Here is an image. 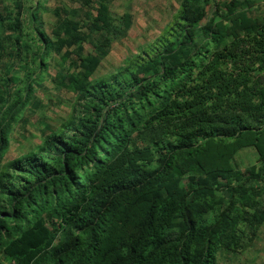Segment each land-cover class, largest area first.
Wrapping results in <instances>:
<instances>
[{"label": "trees", "instance_id": "trees-1", "mask_svg": "<svg viewBox=\"0 0 264 264\" xmlns=\"http://www.w3.org/2000/svg\"><path fill=\"white\" fill-rule=\"evenodd\" d=\"M42 1L0 0V264H217L249 247L264 224V0H181L100 78L131 16L67 0L47 33ZM51 59L70 112L4 161Z\"/></svg>", "mask_w": 264, "mask_h": 264}, {"label": "rangeland", "instance_id": "rangeland-1", "mask_svg": "<svg viewBox=\"0 0 264 264\" xmlns=\"http://www.w3.org/2000/svg\"><path fill=\"white\" fill-rule=\"evenodd\" d=\"M181 0H115L110 9L115 15L127 13L131 16V27L111 48L109 55L102 60L94 78H100L122 66V61L130 54L135 55L146 44L153 42L167 26L175 14ZM43 19L47 33L53 21L51 11L56 6H75L67 0H43ZM30 5V4H29ZM264 15V5L256 12ZM57 65L51 59L48 73L35 89L37 104L27 108L19 118L11 133L10 146L4 161L21 156L38 146L42 136L43 122L50 127H57L70 112L75 95L62 87L56 80ZM239 155V156H238ZM240 168L244 170L255 161L252 149H245L238 154ZM217 264H264V224L259 229L258 238L249 247L237 254L218 253Z\"/></svg>", "mask_w": 264, "mask_h": 264}]
</instances>
